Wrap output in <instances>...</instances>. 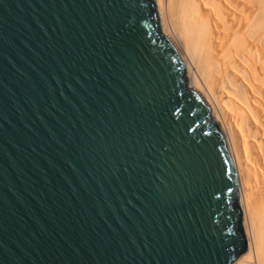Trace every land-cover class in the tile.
<instances>
[{"label": "water", "instance_id": "water-1", "mask_svg": "<svg viewBox=\"0 0 264 264\" xmlns=\"http://www.w3.org/2000/svg\"><path fill=\"white\" fill-rule=\"evenodd\" d=\"M243 222L155 0H0V264H234Z\"/></svg>", "mask_w": 264, "mask_h": 264}, {"label": "bare ground", "instance_id": "bare-ground-1", "mask_svg": "<svg viewBox=\"0 0 264 264\" xmlns=\"http://www.w3.org/2000/svg\"><path fill=\"white\" fill-rule=\"evenodd\" d=\"M155 1L236 167L248 249L234 264H264V0Z\"/></svg>", "mask_w": 264, "mask_h": 264}]
</instances>
